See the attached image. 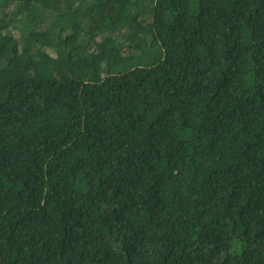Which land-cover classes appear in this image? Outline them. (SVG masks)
<instances>
[{"label":"trees","instance_id":"16d2710c","mask_svg":"<svg viewBox=\"0 0 264 264\" xmlns=\"http://www.w3.org/2000/svg\"><path fill=\"white\" fill-rule=\"evenodd\" d=\"M0 264H264V0H0Z\"/></svg>","mask_w":264,"mask_h":264}]
</instances>
